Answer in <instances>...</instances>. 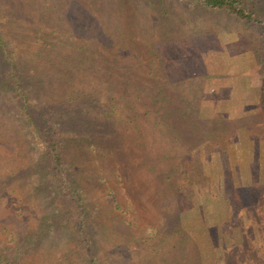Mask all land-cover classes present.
<instances>
[{"label": "rangeland", "instance_id": "374dc122", "mask_svg": "<svg viewBox=\"0 0 264 264\" xmlns=\"http://www.w3.org/2000/svg\"><path fill=\"white\" fill-rule=\"evenodd\" d=\"M29 1L0 0L6 30L17 28L23 35L26 26L12 11L14 4ZM37 1L41 12L34 17L41 20L51 4L62 15L69 0ZM248 1L264 15V0ZM113 3L117 7L110 0H85L67 21L61 17V32L53 28L47 41L85 50L99 67L109 60L99 44L109 41L107 28L118 19L122 32L110 42L125 53L152 37L175 61L182 55L173 41L186 42L178 66L186 89L173 85L164 106L152 108L176 111L175 103L188 98L205 122L193 126L181 113L180 135L162 137L153 130L142 140L124 102L109 115L94 113L97 119L70 115L49 121L43 97L32 94L25 107L26 97H16L0 79V261L90 264L73 199L51 178L56 169L46 141L54 134L68 146L63 158L87 203L84 217L102 264H264V28L181 1L166 0L159 9L147 0ZM35 6L26 10L33 14ZM165 26L172 28L169 37ZM18 43L28 42L12 45L21 49ZM32 68L36 78H45L41 66ZM100 73L102 79L81 73L77 85L96 87L106 102L118 83ZM171 179L178 187L187 184L182 199L175 197Z\"/></svg>", "mask_w": 264, "mask_h": 264}, {"label": "trees", "instance_id": "16d2710c", "mask_svg": "<svg viewBox=\"0 0 264 264\" xmlns=\"http://www.w3.org/2000/svg\"><path fill=\"white\" fill-rule=\"evenodd\" d=\"M73 1H80V6L74 7ZM110 1H112L113 7H117L113 5V0ZM165 1L159 0L156 2L155 0H147L155 9L163 6ZM171 1H181L188 7H197L212 13L226 12L236 21L250 28H258L259 26L264 28L263 13L258 10L256 4H250L248 0ZM84 2L85 0H69L62 15L60 12H57L56 4H51L48 7L49 11L42 13L41 20L39 17H34L35 14L38 15L41 12L38 8L41 7V3L37 0H30L28 3L20 6L14 4L12 15H17L16 18L13 17L14 20L21 21L26 27L22 31V35L19 29L9 27L6 30L0 23V79L3 88L10 89L16 94V97H26L23 99V105L25 107H27L26 102L31 100L29 97L32 94H35V97H43V103L47 109V112L43 116L49 121H52L54 117L65 118L70 115L75 117L84 116V119L86 117H94L97 119L98 117L94 113L109 115L110 110L117 105L120 106L124 102L128 106L130 121L137 129V136L142 140L153 130L160 131H157V133L162 137L170 133L176 136L180 135L181 132L179 130L182 127L180 122L182 119L181 113L184 117L192 120L191 123L193 126L200 122H205L199 119L201 117L199 111L190 107L188 98H184L180 102L176 100L177 103H175V108H173L176 111L165 110V112H159L157 108H152L153 103L164 106L166 103L167 89H172V87H181L182 90L186 89L178 81L180 77L178 66L182 58L186 55L187 49L184 46L186 42L182 40L173 41L176 42L177 49L181 51L182 55L181 58L175 61L169 60L164 55L163 49L158 46L159 42L152 37H148L147 40H143L140 44L129 46L128 52L125 53L123 49L116 47L117 43L110 42L111 37L116 31H120V34L122 32L123 26L121 19H118L114 25H111V28L110 26L107 28L109 31H107L109 41L99 44L104 52H106V55L109 56L108 62L101 67L94 61L88 59L85 50H71V48L66 50L64 45L61 46L55 42H48L47 40L50 39V34L54 32L53 28L61 32L59 29L60 22L62 21L61 17L67 21L71 12L74 9L77 10L79 7L81 9V5ZM33 3L36 4V10L34 13L31 11L33 13L31 14L26 9L29 5H33ZM106 5L107 3H104L103 7ZM91 8L94 9L93 7ZM169 21L172 20L169 19ZM162 32L163 34H168L169 37L172 28L165 26ZM29 36L32 39H28ZM8 38L11 39L10 42H8ZM14 41H26L28 43L25 45L18 43L17 45L21 47L19 49L12 45ZM153 47L157 49L154 55L151 52L149 53ZM138 48L139 50L137 51ZM118 57H121L123 60L121 64L117 61ZM22 60H26L27 63L22 65ZM43 61L45 62L44 64ZM33 65H35V69L41 66V69L45 72V78H36L33 73ZM36 65L40 66L38 67ZM23 66L28 68L26 72H21ZM81 71H84L85 74L91 73L97 79L103 78L100 73L102 71L108 74L105 78L106 81H113V85L118 83L116 87L112 85V88L114 87L113 92L107 93L108 96L105 95L107 96L106 102H104L105 97H102L101 91L96 87L87 89L85 86L77 85V83H81V73H84ZM53 80L56 82L57 91L55 89L53 90L55 84ZM72 84L79 88H72ZM118 86L120 87L118 88ZM121 87L122 89H120ZM185 102L186 104H183ZM170 118L172 119L171 121H169ZM46 147V153L50 156L52 164L56 166L52 168L56 169L54 176L53 173L51 174L56 189L62 195L69 196L73 199V212L78 219V231L85 244V254L87 255L88 262L90 264H102L93 252V240L88 232L86 218L84 217L88 209L87 203L83 195L77 192L76 180L70 175V165L63 158L64 155L68 157V146L63 144L57 136L51 134L46 141ZM187 155L190 156V153ZM169 182L172 185L176 184L175 180L172 179ZM176 185L175 197L182 199L181 195H184L187 184H184L182 187H178V184ZM12 263L13 261L10 258L0 261V264Z\"/></svg>", "mask_w": 264, "mask_h": 264}]
</instances>
